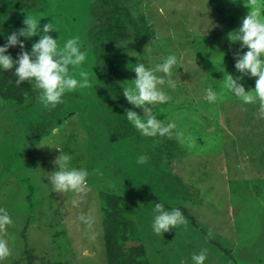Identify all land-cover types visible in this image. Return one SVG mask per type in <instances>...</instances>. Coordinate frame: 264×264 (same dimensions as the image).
Returning a JSON list of instances; mask_svg holds the SVG:
<instances>
[{"label":"rangeland","instance_id":"374dc122","mask_svg":"<svg viewBox=\"0 0 264 264\" xmlns=\"http://www.w3.org/2000/svg\"><path fill=\"white\" fill-rule=\"evenodd\" d=\"M94 1L42 0L19 11L0 34V44H6L7 36L25 26L28 15L39 21L41 29L45 23L53 24L58 32L49 35L59 47L79 37L86 60L77 69L70 66V72L88 71L93 85L65 93L61 121L51 114L54 124L45 132L27 125L40 119L44 107L39 102L18 107L0 97V208L13 221L0 232L10 250L0 264H26L22 237L26 226L37 261L47 255L51 264H107L101 192L120 193L130 200L150 264H194L193 254L203 250V264H264V118L258 115V104L245 105L227 91L224 99H231L234 118L227 114L226 101L206 99L208 88L221 92L215 80L223 79L222 70L234 78L242 75L235 68L236 54L248 49L241 48L240 41L231 42L229 35L240 27L249 8L243 0H117L149 30L148 38L140 42L127 24L128 36L107 44L106 58L120 69L117 87L129 109L146 120L143 109L123 95V87L133 86L132 68L138 61L155 68L159 60L175 55L178 62L165 92L170 99L150 106L165 125L175 123L172 138L142 136L131 124L133 132L124 139L112 134L98 111L102 71L90 36L98 19L91 10ZM39 38L19 37L24 44ZM255 80L244 75L239 81L247 91L255 87ZM178 132L182 139H177ZM170 140L173 144L167 149L172 155L167 156L164 141ZM58 149L71 155V167L89 172V191H53L47 176L58 170L53 163ZM141 155L148 157L143 166L161 173L151 194L150 182L134 178V160ZM150 170L147 167L139 175L143 178ZM164 175L169 176L170 193L168 183L159 184ZM143 184L147 186L142 188ZM156 203L166 211L184 207L187 224L155 234Z\"/></svg>","mask_w":264,"mask_h":264},{"label":"clouds","instance_id":"9594fccd","mask_svg":"<svg viewBox=\"0 0 264 264\" xmlns=\"http://www.w3.org/2000/svg\"><path fill=\"white\" fill-rule=\"evenodd\" d=\"M244 6L249 8L247 15L242 19V23L237 31L229 35L231 42H242L240 47L248 50L243 54H236L235 68L242 75L234 78L232 74H224L222 88L219 95L212 88L206 90V99L209 103H216L223 100L224 93L233 94L243 104H258V115L264 118V0H243ZM24 27L17 32L7 36V43L0 46V68L4 71L14 69L17 77L15 83L19 86L25 81L34 83V87L39 90L37 100L45 109L55 108L62 103V97L67 92L77 93L92 87L90 73L80 70L75 75L70 72L71 68H79L86 60V54L81 50L79 37L68 39L63 47H59L57 39L49 33L57 31L51 22L45 23L41 29L39 21L31 16H26L23 20ZM39 35V40L32 44L31 52L24 50V43L19 37L30 38ZM19 44L22 51L18 59H13L10 54H5L9 47ZM175 55H169L164 62L148 68L143 62H137L132 70L136 74L133 79V86L123 87V95L126 100L137 108H142L146 115V120L141 115L131 109L125 110L127 120L145 137L172 138V130L176 128L174 122L164 124L152 113L150 106L157 103H166L170 97L159 87L165 84L163 77H158L155 73L161 72L166 76L171 75V70L177 65ZM214 63V62H213ZM78 75L79 79L75 78ZM244 75L255 77V87L245 90L243 84L238 81ZM171 84V81H168ZM177 139H182L183 133H176ZM60 154L53 161L58 166V170L52 171L47 176L53 191L57 193L73 192L82 194L89 191L87 178L89 172L86 169H77L70 166L71 155L64 154L58 149ZM148 162V157L141 155L137 159L138 164ZM78 202L73 200V204ZM154 221L152 229L155 234L163 235L164 232L180 225H186L187 220L180 208H173L166 211L161 203H156L153 209ZM83 219V217H81ZM13 223L8 212L0 208V232L6 231V226ZM212 235L211 231L208 233ZM10 255L7 241L0 237V260ZM206 259V250L199 254H193L194 264H203Z\"/></svg>","mask_w":264,"mask_h":264},{"label":"trees","instance_id":"16d2710c","mask_svg":"<svg viewBox=\"0 0 264 264\" xmlns=\"http://www.w3.org/2000/svg\"><path fill=\"white\" fill-rule=\"evenodd\" d=\"M41 1L42 0H5V2L0 3V34L8 29L19 11L34 8L38 6ZM109 1L110 0H95L91 9L98 19L90 29V36L97 59L96 64L102 71L100 77L102 96L98 100V111L100 110L101 113H103L105 124L112 134L120 135L121 138L125 139L129 138V135L133 132L132 125L125 115V110L129 109V106L121 100V93L117 87V82L120 79V69L112 65L106 58V50L108 49L107 44L110 43L113 45V43H118L121 39L126 38V36H128V34H126L127 24L135 30L137 40L140 42H144V39H146V37L148 38L149 30H147L145 23L140 25V22L136 20L130 10L121 6L117 0H112V5H109ZM99 10L102 11V15L98 14ZM34 42L35 41L31 40L26 41L24 50L30 53ZM3 45L5 44H0V46ZM21 51L22 49L19 44H17L16 46L9 47L5 54H10L15 60L18 59V55ZM162 61L164 60H159L160 63H162ZM14 71L15 70L12 69L6 72L0 68V97L18 107L22 105H24L23 107L26 105L32 107L38 102L37 97L39 96V90L34 87V83L31 81H25L17 86L15 83L17 77L14 75ZM158 73H160V77L165 79L167 87L161 86L162 90L167 92L170 87L168 83L170 77L161 72ZM221 74L223 78L224 74L227 75L224 70L221 71ZM222 80H215V83L222 87ZM229 95L232 97L233 94L230 93ZM224 101H226V99L221 102ZM226 102L228 103V112H226L234 118L232 114L233 108L229 104L231 103V99ZM62 109L64 110V107H62L61 103L50 110L43 108L39 116L40 119L34 121L30 120L27 125L35 131H48L54 124V119L51 114L59 115L57 121L60 122V113H62ZM250 113L253 114V111ZM164 143L166 144L165 149L167 156H171L172 152L167 148L170 146L169 144H173V141H164ZM137 159L138 158L135 157L134 160V166L136 167L134 173V178H136L135 181H142V183L150 182V188L148 187L147 193L151 194L155 192L153 191V183L158 179L161 173L158 174L156 171L153 172L150 170L149 166L138 164ZM150 159L153 161V157ZM147 167L150 173H146V175L141 178L139 174L145 172ZM125 175H128V170L125 172ZM167 177L169 176L164 175L159 184L164 186V184L168 183L169 188L166 192L170 193L172 187H170V183L166 180ZM129 181L132 182L133 180L131 179ZM145 185L147 186V184H143L141 187L143 188ZM101 209L103 214L102 227L107 264H150L145 245L141 241L138 227L133 218V209L130 200L120 193L101 192ZM181 209L185 211L184 207ZM54 236L53 234V238ZM22 237L25 240L24 254L26 264H51V260L47 255H43L39 261L36 260L34 256L35 249L28 243L27 226L24 227L22 231ZM35 261H37V263Z\"/></svg>","mask_w":264,"mask_h":264}]
</instances>
